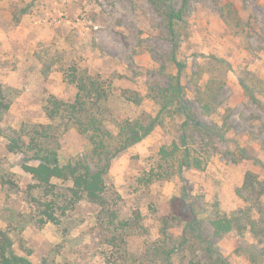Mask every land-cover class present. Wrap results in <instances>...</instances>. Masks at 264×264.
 I'll return each mask as SVG.
<instances>
[{
	"label": "rangeland",
	"instance_id": "1",
	"mask_svg": "<svg viewBox=\"0 0 264 264\" xmlns=\"http://www.w3.org/2000/svg\"><path fill=\"white\" fill-rule=\"evenodd\" d=\"M170 6L185 8L175 35ZM72 67L104 95L85 132L48 110L76 103ZM0 90V231L27 264H264V0H0ZM127 122L155 126L122 147ZM98 126L112 137L96 149ZM32 137L62 165L104 168L101 197L39 184L9 150ZM175 142L205 167L164 160ZM221 216L233 226L218 236Z\"/></svg>",
	"mask_w": 264,
	"mask_h": 264
},
{
	"label": "trees",
	"instance_id": "2",
	"mask_svg": "<svg viewBox=\"0 0 264 264\" xmlns=\"http://www.w3.org/2000/svg\"><path fill=\"white\" fill-rule=\"evenodd\" d=\"M185 8L176 9L170 6L167 10V17L169 18V31L171 34H177L176 23L177 21L184 20ZM73 68V67H72ZM67 78L70 82H73L78 87V96L76 103L65 104L56 99H51L48 110L50 114L55 115L58 113L68 112L72 116H76L78 124L82 127L84 132L87 124L84 118L85 113L88 110V104L90 99L95 96L97 99H103L101 88L98 80L95 76L89 75L87 71L78 68H73L72 71L66 73ZM176 83L173 85L174 91H181L182 85L179 77L175 78ZM182 94V93H181ZM89 100V101H88ZM11 103L7 100L6 95L0 90V117L10 109ZM182 114L189 117V114L183 109ZM92 124L97 123L96 119H93ZM155 125H143L140 122L132 123L127 122L122 125L120 134L122 135V142L126 147L139 140H141L147 133L153 130ZM185 130V129H184ZM1 132V129H0ZM97 137L107 138L112 137L108 131L104 130L101 126L96 128L94 134L91 135L93 143L96 145V149L100 148ZM105 140H101V144L104 145ZM184 146H187V134L182 137ZM102 145V146H103ZM188 147L183 149L180 145L175 142L171 147H162L160 154L164 160H178L181 169L183 167H195L203 169L205 167L204 160L201 156L195 155L193 151L188 150ZM10 151L19 150L27 153L30 160H35L37 164L23 163V168L32 174L33 178L39 184L49 185L53 178H62L65 180L73 181L72 187L73 195L77 198H81L84 195L92 199L100 198L106 190L104 168L97 167L96 169L80 159L62 165L58 156V152L52 148H47L36 138L32 137L28 145L21 139L11 138ZM253 174L249 173L246 177V184L251 185L253 191H255V184ZM256 192V191H255ZM232 220L221 216L220 218L212 221V226L215 230V234L220 236L223 233L232 230ZM11 242L8 235L5 232L0 231V264H27L26 260L20 257L14 252L11 247ZM171 262V258L169 259ZM171 264V263H170Z\"/></svg>",
	"mask_w": 264,
	"mask_h": 264
}]
</instances>
